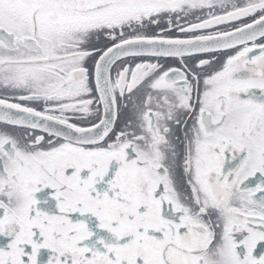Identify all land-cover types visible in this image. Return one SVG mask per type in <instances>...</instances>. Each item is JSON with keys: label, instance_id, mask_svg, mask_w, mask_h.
Masks as SVG:
<instances>
[{"label": "snow or ice", "instance_id": "obj_1", "mask_svg": "<svg viewBox=\"0 0 264 264\" xmlns=\"http://www.w3.org/2000/svg\"><path fill=\"white\" fill-rule=\"evenodd\" d=\"M0 264H264V0H0Z\"/></svg>", "mask_w": 264, "mask_h": 264}]
</instances>
